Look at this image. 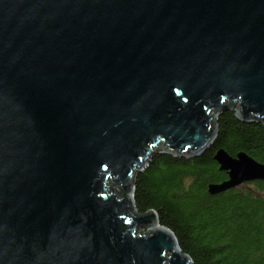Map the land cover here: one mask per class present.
<instances>
[{"label":"water","instance_id":"1","mask_svg":"<svg viewBox=\"0 0 264 264\" xmlns=\"http://www.w3.org/2000/svg\"><path fill=\"white\" fill-rule=\"evenodd\" d=\"M222 112L264 127V0H0V264H192L134 179ZM213 161L212 195L264 182Z\"/></svg>","mask_w":264,"mask_h":264},{"label":"trees","instance_id":"2","mask_svg":"<svg viewBox=\"0 0 264 264\" xmlns=\"http://www.w3.org/2000/svg\"><path fill=\"white\" fill-rule=\"evenodd\" d=\"M217 128L212 146L196 159L153 157L135 176V210L153 212L192 264H264V182L209 193L228 180L213 161L220 151L264 166V127L222 112Z\"/></svg>","mask_w":264,"mask_h":264},{"label":"rangeland","instance_id":"3","mask_svg":"<svg viewBox=\"0 0 264 264\" xmlns=\"http://www.w3.org/2000/svg\"><path fill=\"white\" fill-rule=\"evenodd\" d=\"M241 188H245V189H250V187H248V186H244V185H242V186H240ZM252 189V188H251ZM115 191V193H117L118 192V190H114ZM137 233H139V234H146V235H150L151 233L147 230V229H145V228H140L138 231H137Z\"/></svg>","mask_w":264,"mask_h":264}]
</instances>
